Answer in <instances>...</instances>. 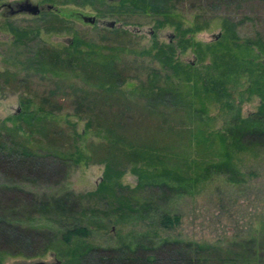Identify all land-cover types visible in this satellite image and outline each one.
<instances>
[{
  "label": "rangeland",
  "instance_id": "374dc122",
  "mask_svg": "<svg viewBox=\"0 0 264 264\" xmlns=\"http://www.w3.org/2000/svg\"><path fill=\"white\" fill-rule=\"evenodd\" d=\"M12 1L16 0H0V128L5 130L3 124L11 127L22 124L17 130L26 138L24 131L27 130V121L17 120L13 115L32 109L39 111L43 105L52 111L46 113L43 120L57 122L62 128L54 132L51 139L42 141L48 146L58 148L59 145L70 149L74 141L68 134L76 129L80 135L77 143L82 153L84 151L90 157L73 163L69 174L59 182L55 181L58 175L45 179L40 177L33 182L25 178L13 180L11 174L0 171V185L16 181L20 187L35 192L39 198L74 191L75 195L71 197L74 205L71 204L83 212H80L84 216L83 221L90 222L92 228V234L86 239L88 242L108 247L122 242L147 241L160 229L153 222L154 212L143 205L139 210L119 207L130 202L138 207L134 200L138 199L139 203L150 200L152 193L148 188L133 190L138 175L131 170L134 161L124 155L126 150L122 148L115 150L113 162L116 167L126 166L127 170L119 177L104 178L106 147L101 142V132L104 130L103 127L100 129L99 124L120 132H132L141 123L167 120L179 127L189 123L204 125L210 130H228L238 114L242 117L257 114L263 99L252 88L256 87L259 64H264V50L260 44L264 43V0H169L168 10L175 14L181 26L169 21L160 24L159 20L164 16L150 8L122 10L119 8L122 0H34L43 8L40 14L22 12L11 17L5 13L3 4ZM83 14L95 15L97 19L95 22L85 21ZM107 20H115L114 26L119 27L120 31L114 32L113 26L105 23ZM225 23L232 26L230 32L224 27ZM197 24L202 27L183 32V29L193 28ZM18 30L23 35H18ZM234 34L242 43L245 40L255 41L249 43L254 53L258 54L254 57V74H241L237 81H232L227 73L215 70L214 75L220 74L218 77L225 79L226 83L222 86L220 98L215 96L207 103L202 120L188 116L186 106L177 109L158 104L155 114L149 112L150 106L135 91L136 87L141 84L146 87L154 69L158 70L156 75L160 82L166 79L167 73H171L169 81L179 79L170 68L153 57L157 51L155 44H173L174 59L192 66L194 81L196 72L203 77L208 76L210 69V72L216 69L207 67L211 62L210 52L204 58L199 57L196 42L206 46L219 39L230 41ZM76 39L83 40L78 45L84 50L88 49V44H98L95 48L100 52H119L115 58V69L117 74L127 77L122 85L123 90L114 91L102 86L100 78L103 73L94 62L83 68L77 67L79 70L76 73H87L88 80L74 74L66 64L55 72L42 70L37 61L33 62L41 52L46 53L45 57L50 62L48 49V53L51 49H57L61 58H66L67 49L73 41L77 42ZM193 90L189 88V96ZM191 99L196 106L197 99ZM10 116L12 119H8ZM89 118L99 127L87 125ZM259 119L264 122V117ZM156 137H160V134ZM228 138L231 140L230 135ZM233 163L238 171L246 173L245 181H233L223 171L213 172L206 179L193 180L188 191L174 196L169 202L171 211L181 215L180 223L161 233L217 241L257 232L264 224V148L256 151L233 150ZM102 182L106 185L98 189ZM2 196L6 200L16 198L22 202L31 199V196L12 190L4 192ZM72 213L76 214V211ZM49 221L42 218L40 223L55 225ZM38 258L60 260L61 264L65 262V258L53 248L32 256L6 254L3 261L4 264H29Z\"/></svg>",
  "mask_w": 264,
  "mask_h": 264
},
{
  "label": "trees",
  "instance_id": "16d2710c",
  "mask_svg": "<svg viewBox=\"0 0 264 264\" xmlns=\"http://www.w3.org/2000/svg\"><path fill=\"white\" fill-rule=\"evenodd\" d=\"M168 1L122 0L119 8L126 11L150 8L164 16L159 20L160 24L169 21L181 26L175 14L168 10ZM201 27V24H197L193 28L183 29V32ZM224 27L229 32L232 29L227 23ZM111 28L114 32L120 31L119 27ZM18 35H23L20 30ZM233 37L230 41L219 39L206 46L196 42L199 57L204 58L210 52L211 62L207 67L213 66L216 69L211 72L210 69L208 76L203 77L196 72L194 81L192 66L174 59L173 44H155L157 51L153 57L170 68L179 79L169 81L171 73H167L166 79L160 82L156 75L158 70L154 69L146 87L143 84L136 87L135 91L144 98L145 104L150 106L149 112L155 114V106L158 104L177 109L186 106L188 116L202 120L203 113L207 111V103L215 96L220 98L222 86L226 83L225 79L218 77L220 74L214 75L215 70L227 73L228 79L232 81H237L241 74H254V57L258 54L254 53L249 43L255 41L245 40L242 43L235 34ZM259 39L261 40V37ZM186 40L191 42L190 39ZM76 41L67 49L66 58H61L59 50L51 49L48 53V49L50 62L45 57L46 53L44 55L42 52L33 62L37 61L42 70L55 72L66 64L74 74L84 77L85 80H88V74L76 73V70H79L77 67L83 68L94 62L101 67L102 86L110 87L114 91L123 90L122 85L127 77L117 74L115 69V58L119 52H100L95 48L98 44H88V49L84 50V47L78 45L83 40ZM260 44L263 51L264 43ZM259 65L255 77L256 87L252 88V91L259 93L263 99L259 111L248 117L238 114L233 118L228 130H210L204 125L194 126L189 123L185 127H179L175 123H168L167 120L152 124L141 123L132 132H120L99 124L100 129L103 127L104 130L101 132V142L106 147L104 178L119 177L127 170L126 166L116 167L113 162L116 158L115 150L125 149L124 155L134 161L131 170L138 175V182L133 190L148 188L152 195L150 200L140 203L135 199L138 207H134L130 202L126 203V206L121 204L119 208L131 207L133 210H139L143 205L146 209H151L150 211L154 212L153 222L160 228L155 231L153 237L147 238V241L122 242L120 245L108 247L88 242L86 239L92 234V228L90 222L83 221V212L72 206L74 203L71 202V197L75 195L74 191L68 190L39 198L35 192L20 187L14 181L12 184L0 185V264H4L6 254L23 253L32 256L43 254L49 248L55 249L57 254L65 258L63 264H264V224L252 234L233 239L226 237L217 241L187 239L176 234L161 233L162 230L180 223L181 215L171 211L169 202L174 196L188 191L193 180L206 179L212 176L213 172L220 171L227 172L228 177L236 182L247 179L246 173L238 171L234 166L233 150L256 151L264 148V122L259 119L264 117V64ZM189 88H194L190 96ZM190 97L197 99L196 106ZM50 112L52 111L41 105L39 111L32 109L13 115L17 120L27 121V130L24 131L26 138L18 131L22 124L12 125L14 127L3 124L2 128L5 130L0 128L2 173L11 174L13 180L25 178L33 182H37L40 177L45 179L58 175L55 181L59 182L69 174L73 163L77 164L83 157H87L86 152L82 153L77 143L80 135L76 129H72L71 134H68L74 141L70 149L59 145L58 148L48 146L42 141L51 139L52 134L62 128L57 122L43 120L46 113ZM10 118L12 119V116L8 117ZM86 124L97 127L91 118ZM158 134L160 137H156ZM89 157L88 155L87 159ZM117 184L123 186L122 183ZM104 185L106 183L102 182L98 189ZM105 187L111 189L109 186ZM8 190L31 196V199L25 200L26 202L16 198L6 200L2 195ZM74 210L76 214L72 213ZM42 218H48L51 220L49 222H54L55 225L51 226L47 222L44 223L46 225H41Z\"/></svg>",
  "mask_w": 264,
  "mask_h": 264
},
{
  "label": "water",
  "instance_id": "95a60500",
  "mask_svg": "<svg viewBox=\"0 0 264 264\" xmlns=\"http://www.w3.org/2000/svg\"><path fill=\"white\" fill-rule=\"evenodd\" d=\"M51 7V6H50ZM28 8H29V11H31L33 14H37L40 12L41 8L39 6L38 3H28ZM83 19L85 21H90V22H95L97 17L95 15H88V14H83L82 15ZM105 23L109 26H113L115 25L116 21L115 20H107L105 21ZM62 262L60 260H57V261H47L45 259H42V258H38L34 261H31L29 264H61Z\"/></svg>",
  "mask_w": 264,
  "mask_h": 264
},
{
  "label": "flooded vegetation",
  "instance_id": "af4514ba",
  "mask_svg": "<svg viewBox=\"0 0 264 264\" xmlns=\"http://www.w3.org/2000/svg\"><path fill=\"white\" fill-rule=\"evenodd\" d=\"M31 2L33 3L34 0H16L12 2H4L3 7L6 8L5 13L11 17L16 14L22 13V12L33 14L31 11H29V8H28V3H31ZM50 6L52 5H48L47 7H50ZM40 8L41 10L37 14H40L42 12L43 8L41 6Z\"/></svg>",
  "mask_w": 264,
  "mask_h": 264
}]
</instances>
